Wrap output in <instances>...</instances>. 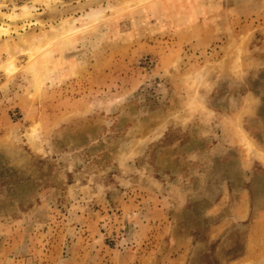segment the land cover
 <instances>
[{
  "label": "rangeland",
  "instance_id": "374dc122",
  "mask_svg": "<svg viewBox=\"0 0 264 264\" xmlns=\"http://www.w3.org/2000/svg\"><path fill=\"white\" fill-rule=\"evenodd\" d=\"M47 1L118 7L0 68V264H264V0Z\"/></svg>",
  "mask_w": 264,
  "mask_h": 264
},
{
  "label": "bare ground",
  "instance_id": "6f19581e",
  "mask_svg": "<svg viewBox=\"0 0 264 264\" xmlns=\"http://www.w3.org/2000/svg\"><path fill=\"white\" fill-rule=\"evenodd\" d=\"M46 2L48 1L46 0ZM44 3L45 2H43V4ZM89 4L75 5V7L79 9V13L77 14V16H67V13L60 14L61 16H59V19L48 24L49 27H46L45 23L41 22V19L43 18L39 17V9L37 10V8H35L32 12V8L27 4H22L19 7L12 5L10 7V10H8V13L3 12L8 17L13 18L17 17L18 15L24 16L30 13L33 17H30L28 20L22 21L20 29H13L18 33L17 36L9 35L4 37V40L0 45V68H3L5 70L4 72L11 74L15 69L16 55L20 52L25 54V56L27 57V61L32 60L33 64L31 62L30 65L33 66V68H35L36 70H40L41 67H43V63L45 61L44 51L49 45H51L55 41H59V39H61V37L63 36L72 34L75 29L87 27V25H90L98 20L102 16L104 8L118 7L117 3L116 6L113 2L110 1H108L105 6L92 7V4ZM84 6H88L87 9L84 8ZM35 11L36 13H34ZM37 23L38 27L35 28V25H37ZM13 30H11L7 25L0 24V34L6 35ZM2 54L3 58L1 57Z\"/></svg>",
  "mask_w": 264,
  "mask_h": 264
}]
</instances>
